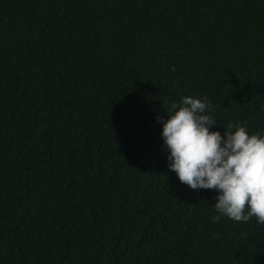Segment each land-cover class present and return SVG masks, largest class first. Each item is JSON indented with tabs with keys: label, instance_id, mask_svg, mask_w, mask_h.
<instances>
[{
	"label": "trees",
	"instance_id": "obj_1",
	"mask_svg": "<svg viewBox=\"0 0 264 264\" xmlns=\"http://www.w3.org/2000/svg\"><path fill=\"white\" fill-rule=\"evenodd\" d=\"M185 96L264 134V0H0V264H264L169 168Z\"/></svg>",
	"mask_w": 264,
	"mask_h": 264
},
{
	"label": "clouds",
	"instance_id": "obj_2",
	"mask_svg": "<svg viewBox=\"0 0 264 264\" xmlns=\"http://www.w3.org/2000/svg\"><path fill=\"white\" fill-rule=\"evenodd\" d=\"M163 104L171 114L157 120L163 124L170 170L193 190L219 193L215 222L221 216L245 223L255 217L264 225V134L250 135L232 122L227 129L235 131L225 129L224 136L210 131L217 120L207 114V98L185 96L180 103Z\"/></svg>",
	"mask_w": 264,
	"mask_h": 264
}]
</instances>
